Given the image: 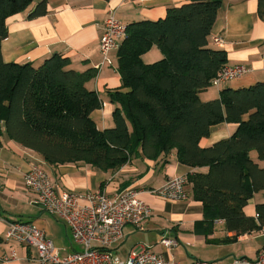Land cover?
<instances>
[{"label":"trees","instance_id":"1","mask_svg":"<svg viewBox=\"0 0 264 264\" xmlns=\"http://www.w3.org/2000/svg\"><path fill=\"white\" fill-rule=\"evenodd\" d=\"M35 1L0 0V146L3 126L13 140L49 164L82 161L102 170L177 149L180 162L208 167L187 175L194 198L204 207L196 231L211 234L216 219L235 233L229 241L262 230L264 201L255 216L245 207L254 193L264 191V82L227 86L218 97H201L227 63L224 49L209 46L224 0H191L170 7L163 18L127 24L117 55L125 90L109 93L116 106L113 125L105 128L91 116L102 106L98 92L87 85L96 69H74L71 59L58 53L39 66L5 61L7 18ZM48 1L39 0L30 17L46 14ZM258 13L264 20V0H258ZM155 45L163 57L146 62L143 54ZM221 122L238 128L203 146L211 126Z\"/></svg>","mask_w":264,"mask_h":264},{"label":"crops","instance_id":"2","mask_svg":"<svg viewBox=\"0 0 264 264\" xmlns=\"http://www.w3.org/2000/svg\"><path fill=\"white\" fill-rule=\"evenodd\" d=\"M38 1L7 18L9 34L2 42L5 61L30 62L39 66L58 53L69 57L70 66L74 69H96L97 76L87 85L98 92L102 106L95 109L91 116L98 127L105 128L113 125L116 106L111 102L109 93L116 89L125 90L118 68V48L110 52L111 64L97 68L102 60L100 39L110 11L114 10L116 18L128 24L142 19L163 18L170 7L191 0H49L46 14L30 17ZM214 36L220 37L223 42H215ZM263 42L264 20L258 13V0H224L209 37V46L227 52L226 66L243 65L247 71L221 85L210 86L201 92V97L206 100L218 97L227 86L240 87L264 82ZM153 52L156 55H152ZM150 56L157 59H145ZM161 57L163 54L156 45L143 54L146 62H154ZM237 128V123L230 122L212 125L210 135L203 138L201 144L210 146L232 136ZM1 140L0 264H41L34 248L6 238V231L15 220H33L54 241L61 255L72 253L80 247L73 241L70 229L61 218L56 216V221H50L48 216L52 213L35 203L38 195L26 186L24 180L34 164H41L69 190L113 193L134 188L140 192V196L151 206L152 214L144 229L131 224L125 226V239L116 249L122 259L127 258L132 250L151 248L180 264L203 261L213 264H253L264 248V228L241 234L231 241L227 237L235 233L227 229L223 219L214 220L213 232L209 235L196 231L197 224L204 219V207L201 201L194 198L191 183L186 185L188 197L184 200L165 198L151 192L170 178L208 169L180 162L177 149L167 155L161 154L157 159L140 156L120 168L102 170L82 161L49 164L41 154L13 140L3 126ZM251 154L254 158L258 156L255 150ZM263 201L264 191L254 193L245 212L255 216L256 206ZM60 220L63 221L62 227L56 223ZM165 237L176 239L177 244L169 248L163 246L161 240ZM14 252L16 257H13ZM242 259L250 263L240 262Z\"/></svg>","mask_w":264,"mask_h":264},{"label":"built area","instance_id":"3","mask_svg":"<svg viewBox=\"0 0 264 264\" xmlns=\"http://www.w3.org/2000/svg\"><path fill=\"white\" fill-rule=\"evenodd\" d=\"M127 24L115 16L114 10L105 22L104 33L100 39L102 60L97 65L101 69L111 64L110 52L119 48L126 36ZM214 41L222 43L220 37ZM247 69L243 65L224 67L214 78V85L235 79ZM28 188L36 191L35 203L61 218L70 229L73 241L79 249L61 255L54 241L33 220L12 221L5 236L37 251L41 264H180L175 259H168L163 253L151 248L141 251L132 250L127 258L117 255V247L124 241V228L131 224L144 229L151 217V206L140 196L138 190L127 189L114 194L103 190L77 191L62 186L41 164H34L24 176ZM187 176L180 175L168 179L161 187L151 192L165 198L184 200L187 194ZM161 244L167 248L177 244L176 239L165 237ZM16 257V253H13ZM242 263H250L242 259ZM253 264H264V248L260 250ZM196 264H213L209 261Z\"/></svg>","mask_w":264,"mask_h":264},{"label":"rangeland","instance_id":"4","mask_svg":"<svg viewBox=\"0 0 264 264\" xmlns=\"http://www.w3.org/2000/svg\"><path fill=\"white\" fill-rule=\"evenodd\" d=\"M150 51H151V50H150ZM151 54H152V55H156L155 52H153V53H151ZM155 58H156V57H154V56H150L149 59H147V58H145V59L148 60V61H153V59H155ZM161 58H162V57H161ZM156 59H157V58H156ZM154 61H157V60H154ZM236 80H237V79H236ZM236 80H235V81L233 80V81L236 82ZM237 82H238V81H237ZM234 84H235V83H234ZM223 85H224V84H223ZM108 193H109V192H108ZM114 193H115V192H113V193H109V194H114ZM50 215H51L53 218H52L51 216H48V217H49V220H50V221H52V220H53V221H56L55 218H57V217H56L55 215H53V214H50ZM57 219H58V218H57ZM62 222H63V221L60 220V221H57L56 223H57V225H59L60 227H62V226H63V225H62V224H63ZM62 252H64V251H62ZM202 260H207V259H202Z\"/></svg>","mask_w":264,"mask_h":264}]
</instances>
